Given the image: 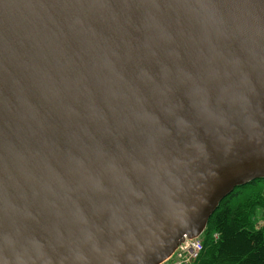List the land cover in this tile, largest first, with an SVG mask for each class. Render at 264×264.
I'll return each instance as SVG.
<instances>
[{"label": "water", "instance_id": "95a60500", "mask_svg": "<svg viewBox=\"0 0 264 264\" xmlns=\"http://www.w3.org/2000/svg\"><path fill=\"white\" fill-rule=\"evenodd\" d=\"M264 180V0H0V264H162Z\"/></svg>", "mask_w": 264, "mask_h": 264}, {"label": "trees", "instance_id": "16d2710c", "mask_svg": "<svg viewBox=\"0 0 264 264\" xmlns=\"http://www.w3.org/2000/svg\"><path fill=\"white\" fill-rule=\"evenodd\" d=\"M257 210L262 212L258 227L252 221ZM194 264H264V180L223 200L208 222Z\"/></svg>", "mask_w": 264, "mask_h": 264}, {"label": "built area", "instance_id": "2783aa9c", "mask_svg": "<svg viewBox=\"0 0 264 264\" xmlns=\"http://www.w3.org/2000/svg\"><path fill=\"white\" fill-rule=\"evenodd\" d=\"M214 237H217V235ZM202 249L203 246L201 239H185L184 242L176 249L174 254L162 264H189L198 258Z\"/></svg>", "mask_w": 264, "mask_h": 264}, {"label": "rangeland", "instance_id": "374dc122", "mask_svg": "<svg viewBox=\"0 0 264 264\" xmlns=\"http://www.w3.org/2000/svg\"><path fill=\"white\" fill-rule=\"evenodd\" d=\"M261 210H257L256 211V213H255V215H254V218L252 219V221H253V223L255 224V226H259V225H261V222H262V219H261ZM215 235H217L216 233H214L213 235H212V237L214 238V239H217V237H214ZM194 262L195 261H192V262H190L189 264H194Z\"/></svg>", "mask_w": 264, "mask_h": 264}]
</instances>
